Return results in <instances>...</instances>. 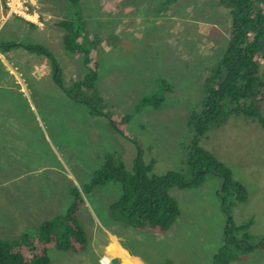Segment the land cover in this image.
I'll return each mask as SVG.
<instances>
[{
	"label": "rangeland",
	"instance_id": "obj_1",
	"mask_svg": "<svg viewBox=\"0 0 264 264\" xmlns=\"http://www.w3.org/2000/svg\"><path fill=\"white\" fill-rule=\"evenodd\" d=\"M19 5L27 7L29 18L15 12ZM71 18L80 27L76 43L88 51L87 66L84 55L63 47L65 30L58 23ZM31 19L40 28L23 24ZM230 35V9L219 0H79L76 5L70 0H0V55L5 60L0 58V119L9 118V131L28 134L23 197L37 204L53 202L55 216L72 204L71 189L81 199L77 219L87 247L81 253L51 248V264H122L115 242L137 264H168L169 258L181 256L187 264H213L227 223L219 177L210 175L199 188L170 190L180 215L162 235L136 231L112 213L122 196L118 183L87 187L107 154L133 174L137 145L143 163H153L152 174L188 173L183 145L193 136L189 119L203 108L204 81L218 67ZM11 43L22 46L5 53L2 45ZM33 45L55 57L65 90L70 92L93 68L95 88L76 93L78 101L68 96L53 82L50 66H41L48 63L46 55L31 53ZM257 76L264 81L262 59ZM160 80L172 92L164 91ZM156 93L165 98L160 107L135 111L143 98ZM256 105L264 118V101ZM224 111L225 120L211 123L198 145L245 188L246 200L228 196L226 206L237 227L249 221L251 226L231 235L243 240L247 234L255 244L264 237V126L233 115L228 106ZM125 115L132 119L118 134L109 120ZM8 125L0 124V131ZM234 264H264V254H239Z\"/></svg>",
	"mask_w": 264,
	"mask_h": 264
},
{
	"label": "trees",
	"instance_id": "obj_2",
	"mask_svg": "<svg viewBox=\"0 0 264 264\" xmlns=\"http://www.w3.org/2000/svg\"><path fill=\"white\" fill-rule=\"evenodd\" d=\"M70 1L74 5L79 2ZM219 1L230 9V41L218 67L204 81L205 98L202 110L193 112L189 119L193 136L187 145H183L188 173L169 171L163 176L152 174L153 163L148 165L143 163V151L137 145L133 174L126 170L115 155L107 154L101 167L94 172L87 190L109 182L118 183L122 196L111 206L112 213L118 215L136 231L162 235L171 229L180 215L179 204L170 195V190L199 188L210 175L219 177L222 184L218 196L223 200L220 208L227 217V223L224 237L212 257V263L234 264L239 254L248 255L255 251L264 253V237L255 244L249 242L247 234H244L243 240L232 237V230L237 232L248 230L251 221L237 227L230 216V208L226 206V197L235 196V200L244 201L247 197L246 190L233 178L230 169L201 148L198 142L199 138L207 133L211 123H222L225 120V106L230 108L233 115L253 118L264 126V118L259 106L256 105L257 102L264 101V81L257 76L258 61L264 60V0ZM58 26L65 30L62 38L64 49L68 53L84 55V64L87 66L88 51L86 52L80 43H76L80 27H75L73 18L62 20ZM19 46L22 44L2 45L5 53L11 47ZM29 49L31 53L46 55L53 82L68 96L78 101L76 93L95 88L98 79L96 68L90 69L68 92L64 89L62 70L55 57L39 45H33ZM159 84L162 89H167L164 91L172 92L171 86L164 80H160ZM164 100L165 98L158 93L145 97L135 111L139 113L146 106L158 108ZM86 104L94 110L90 102ZM131 119V115L121 116L119 120L110 119V126L120 134ZM70 195L74 200L67 211L43 222L36 232L24 234L16 240L0 239V264H51L48 254L51 248L63 252H83L87 247V238L77 219L81 199L73 189L70 190ZM168 264L171 263L168 261Z\"/></svg>",
	"mask_w": 264,
	"mask_h": 264
},
{
	"label": "crops",
	"instance_id": "obj_3",
	"mask_svg": "<svg viewBox=\"0 0 264 264\" xmlns=\"http://www.w3.org/2000/svg\"><path fill=\"white\" fill-rule=\"evenodd\" d=\"M33 19H35V16ZM33 19H31V22L23 20L24 23H21L32 28H40L33 23ZM0 58L5 62L2 55H0ZM41 66L46 67L49 64L42 63ZM18 120L22 121L24 119ZM13 122L15 121L13 120ZM11 123L9 118L0 119V124L8 125ZM6 129L0 131V169L1 172L5 173V180L0 182V239L16 240L24 234L34 233L43 222L55 217L54 210L58 213V209L53 202L37 204L29 202L23 197L22 188L24 184L22 179L26 170L24 168L25 162H27V159L23 157L29 151L28 134L9 131V125ZM26 144L27 148L25 147ZM19 181L21 183H18ZM113 245L116 254L122 257V264H137L128 250L119 247L116 242ZM184 251L185 248L182 249V254ZM168 260L171 264H187V260L183 259L182 256L178 259L169 258Z\"/></svg>",
	"mask_w": 264,
	"mask_h": 264
},
{
	"label": "built area",
	"instance_id": "obj_4",
	"mask_svg": "<svg viewBox=\"0 0 264 264\" xmlns=\"http://www.w3.org/2000/svg\"><path fill=\"white\" fill-rule=\"evenodd\" d=\"M15 12L22 17L29 18L26 6L19 5L18 8L15 9Z\"/></svg>",
	"mask_w": 264,
	"mask_h": 264
}]
</instances>
